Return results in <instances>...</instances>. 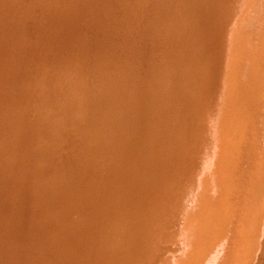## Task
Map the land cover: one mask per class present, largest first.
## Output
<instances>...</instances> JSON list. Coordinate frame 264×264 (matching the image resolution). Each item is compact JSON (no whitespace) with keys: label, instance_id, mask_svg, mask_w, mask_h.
Listing matches in <instances>:
<instances>
[{"label":"bare ground","instance_id":"6f19581e","mask_svg":"<svg viewBox=\"0 0 264 264\" xmlns=\"http://www.w3.org/2000/svg\"><path fill=\"white\" fill-rule=\"evenodd\" d=\"M253 1L0 0V45L22 23L27 39L0 124L47 70L53 86L89 87L79 134L95 146L69 154L75 164L67 155L62 191L32 209L47 161L13 130L20 146L0 163V264L261 262L264 11L244 14Z\"/></svg>","mask_w":264,"mask_h":264},{"label":"rangeland","instance_id":"374dc122","mask_svg":"<svg viewBox=\"0 0 264 264\" xmlns=\"http://www.w3.org/2000/svg\"><path fill=\"white\" fill-rule=\"evenodd\" d=\"M213 8L214 7H210L208 9L207 15H210L212 13ZM244 8H245V10H244ZM244 8H243V10L246 12L245 13L242 11L244 14H247V12H250V10L251 11L255 10V12L264 11V1L260 2L257 0V1H253V3L248 2V6H246V7L244 6ZM3 11L4 10H2L1 12H3ZM144 14L146 15L145 11H144ZM241 14L237 13L238 17ZM3 19H5V17H3ZM29 21L32 22L33 20H29ZM23 25H25V23H22L21 26H19L20 28L15 33H13V31H7V32L3 31V41H1V45H0V92H2V91L6 92V81H8V78L10 76L11 68H15V66L18 65L23 59V56H24L23 50L25 48V43H27L26 42L27 39H26V34H25V27ZM15 56H17V57H15ZM42 71H43L44 75L40 73ZM42 71L39 72V69H38L39 78L36 79V82L33 81L29 84L27 82L22 84V86L19 89V94L16 93V95L18 94L17 97L15 98V100L13 101L11 106L8 109H6L5 116L3 117L2 123L0 124V129H1L0 150L5 147L4 148L5 152H2V151H4L3 149L0 152V153H2V155L0 154L1 155L0 163L3 162L2 160H4V159H2V158L5 157L4 156L5 153H13L20 146V145L19 146L17 145V143L19 144V141H17V140L21 136H24V135H25L24 138L23 137L20 138V139H23V141L22 140L21 141L26 142L27 144L29 143L28 144L29 146L32 144V146H36V148L41 149L43 154L46 157L47 164H46V167L41 171L42 177H38L30 185V191L31 192L33 191V194L30 193V195L33 196L30 198L31 203H32L31 206H33L32 209H34V207L39 208V207H37V205H38L37 203H39L41 206L44 205V202H45L44 195H53V197H54V196H56V194H59L62 191V188L64 187V186H61V185H63L62 183L66 182L68 180V179L66 180L68 175H65L62 173V171H63L62 167L65 168L66 165H68V163H67L68 161L70 162L69 164H75V160H74V162L71 161V160H73L72 158L74 156H71L72 158L69 157L71 155V153H73L76 156L79 148H80V150L84 149V148L93 150V147H95L94 145L89 144L88 141H86V143H85L84 141L81 140L82 139L81 132L83 130V126L81 127L80 122L83 120L82 125H84L86 123V120H88L87 117H89L91 114L90 113L91 107H89L85 102L86 97H88V99H89L92 96L90 93L88 95V92H89L88 88L89 87L86 86L83 88L81 86V87L76 88V89L73 88L71 90V92H68L69 86H70V81H66V82H64V84L67 83L65 85H63V83H62V85L60 83H57L58 88L60 86L63 88V89L58 90L57 86H55V85H54L55 87L53 86V83H55V81H53L52 78L50 77L51 76L50 68H49L50 72H48L47 70H42ZM46 76H48V77H46ZM37 80H38V82H37ZM68 82H69V84H68ZM45 83H47V84H45ZM48 84L50 86H48ZM66 85H68V87H66ZM51 86L55 89H53ZM64 88H65V91L68 88L66 92H67V95H69L68 93H70V96L64 95V94H66V92L64 91ZM55 90H58V92L60 90H63L61 92H64V93L62 95V93L59 92L60 94L54 95L53 93H58ZM76 91H79V92H77L75 94ZM80 91H82V93ZM38 92H40L39 95H38ZM78 93L79 94L81 93V94L79 95ZM263 95L260 98V99H262L261 100L262 102L260 100L258 101V108L264 102L263 101V99H264ZM71 96H72V98H71ZM81 97L83 100H81ZM65 99H66L67 103H65ZM68 99H70V100H68ZM55 100H57V101L55 102ZM81 101L83 103H81ZM259 102L261 103L260 106H259ZM79 103H80V105H79ZM81 104H83V106H81ZM75 105H77V106H75ZM78 106H81V107H78ZM76 108H77V110L74 111ZM81 108L83 109V111H81L82 110ZM260 108H262L263 110L261 109V111H260ZM260 108H259V111L264 112V105H263V107H260ZM60 109H62V110H60ZM83 112L84 113L86 112V114H88L89 116L86 114H85L86 116L85 115L83 116V114H84ZM81 113H83V114H81ZM256 113H257V111H256ZM260 116H264V113L262 115H259V117ZM71 117H73L72 121H71ZM81 117H82V119H81ZM252 117H253V115H252ZM254 117H257V116L254 115ZM259 119H262V120H260V122L263 121L262 117H260ZM15 121L17 123H19L18 128L15 127V125H16ZM83 122H85V123H83ZM68 127H71V128H68ZM19 128H20V130H17ZM14 129L17 130L14 132L19 131L18 134H20L21 129H22L23 132H21V133H23V134H20L21 136L20 137L17 136L18 138H16L15 136L17 134L15 133L13 135ZM62 130H65V131L62 132ZM76 130H78L79 132H77ZM74 131H75V133H74ZM25 137H26V139H25ZM27 137H29V138H27ZM75 137H77V138H75ZM72 138H74V139H72ZM24 139L25 140L28 139L29 142L25 141ZM31 139H32V141H31ZM72 140H74V142ZM77 143L80 145H81V143H83V144L81 145V147H80V145H78V147H77V145H76ZM22 144H24V143H22ZM87 144H89V145L87 146ZM7 145H11V146L7 147ZM1 146H2V148H1ZM15 146H18V147L16 148ZM54 147H55V149H54ZM82 147H84V148H82ZM7 148H9V150H11V151L9 152V150H7ZM67 148H69V149L67 150ZM73 148H74V150H73ZM76 148H77V150H76ZM74 151H76L77 153L76 152L74 153ZM67 155H68V161L66 160ZM58 160H60V161H58ZM61 160L63 163L61 162ZM64 160H66V161H64ZM64 162H65V164H64ZM64 165H65V167H64ZM72 166L74 167V165H72ZM2 171H3V169H0V173L2 175L4 174L2 176L4 178L5 173ZM58 173H60V174H58ZM64 175H65V178H63V179H65L66 181L64 180V182H63L62 179H60V178H62ZM59 187H62V188H59ZM28 188H29V186H28ZM33 189L36 190V193ZM59 189H61V191ZM35 194L38 195V198L36 197ZM33 199H35L34 200L35 202L33 201ZM258 203H259V201H256L257 205H258ZM260 209H261V206H260L258 211H260L262 213V210H260ZM260 214H257V215H259V217H260ZM36 222L39 225L38 224L34 225V223H36ZM34 223L32 225L33 228L39 229L42 226L41 223H43V221L41 218L40 219L36 218L34 220ZM23 228H24L23 231H25L26 227H23ZM258 229H259V231L262 232V230H260V229H264V227L263 228L258 227ZM23 231L20 230V232H23ZM35 234L36 233H34L32 235L34 236ZM35 237L33 238L34 241L36 239ZM262 244L264 245V240L261 242L262 247L260 246L259 249L258 248L255 249L256 254L259 255V258H262L264 256L263 255L260 257V255L264 251V249H263L264 246ZM27 246H28V243L24 247L23 251L26 252L28 250L26 248ZM260 248H262L263 250L262 249L260 250ZM259 251L260 252L262 251L261 254H259ZM249 260H250V258L245 259V262L243 261L244 264H251L248 262ZM263 260H264V257L262 258L260 263L263 264L264 263ZM251 261H252V259L250 260V262ZM21 263H19V264H21Z\"/></svg>","mask_w":264,"mask_h":264}]
</instances>
